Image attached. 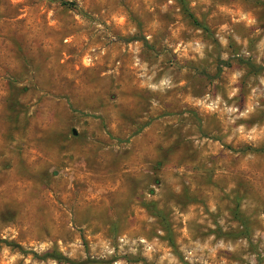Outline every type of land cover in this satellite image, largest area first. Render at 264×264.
<instances>
[{"label": "rangeland", "instance_id": "obj_1", "mask_svg": "<svg viewBox=\"0 0 264 264\" xmlns=\"http://www.w3.org/2000/svg\"><path fill=\"white\" fill-rule=\"evenodd\" d=\"M0 264H264V0H0Z\"/></svg>", "mask_w": 264, "mask_h": 264}, {"label": "trees", "instance_id": "obj_2", "mask_svg": "<svg viewBox=\"0 0 264 264\" xmlns=\"http://www.w3.org/2000/svg\"><path fill=\"white\" fill-rule=\"evenodd\" d=\"M249 67H251V66H249ZM1 243H3L7 247H10L11 249H16L20 253H23V251L21 250V248L18 245L7 243V242H4V241H2ZM45 258H52V259H56V260L59 259L56 256H50V255H46V254L41 256V259H45Z\"/></svg>", "mask_w": 264, "mask_h": 264}]
</instances>
